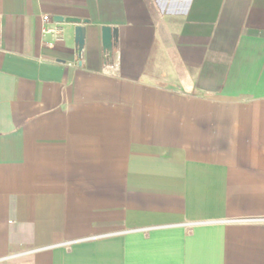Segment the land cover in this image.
Instances as JSON below:
<instances>
[{"label": "crops", "instance_id": "0c3cea01", "mask_svg": "<svg viewBox=\"0 0 264 264\" xmlns=\"http://www.w3.org/2000/svg\"><path fill=\"white\" fill-rule=\"evenodd\" d=\"M0 264H264V0H0Z\"/></svg>", "mask_w": 264, "mask_h": 264}, {"label": "water", "instance_id": "95a60500", "mask_svg": "<svg viewBox=\"0 0 264 264\" xmlns=\"http://www.w3.org/2000/svg\"><path fill=\"white\" fill-rule=\"evenodd\" d=\"M55 22H67L74 23V43L78 53L82 51L84 45L85 37V27L84 24L87 23L86 19H80L76 17H63L59 15L53 16ZM118 29L111 26H101V43L103 53L105 54V59L111 62L114 44L117 41ZM105 60V61H106Z\"/></svg>", "mask_w": 264, "mask_h": 264}, {"label": "built area", "instance_id": "2783aa9c", "mask_svg": "<svg viewBox=\"0 0 264 264\" xmlns=\"http://www.w3.org/2000/svg\"><path fill=\"white\" fill-rule=\"evenodd\" d=\"M42 33L50 36L52 42H58L62 40L63 27L60 23H56L49 15H42ZM117 69V65L113 62L107 63V72H114ZM109 70V71H108Z\"/></svg>", "mask_w": 264, "mask_h": 264}, {"label": "rangeland", "instance_id": "374dc122", "mask_svg": "<svg viewBox=\"0 0 264 264\" xmlns=\"http://www.w3.org/2000/svg\"><path fill=\"white\" fill-rule=\"evenodd\" d=\"M182 9H183V7H182Z\"/></svg>", "mask_w": 264, "mask_h": 264}]
</instances>
